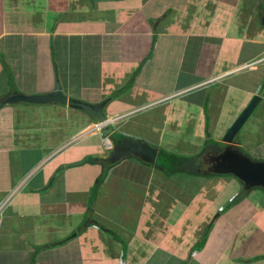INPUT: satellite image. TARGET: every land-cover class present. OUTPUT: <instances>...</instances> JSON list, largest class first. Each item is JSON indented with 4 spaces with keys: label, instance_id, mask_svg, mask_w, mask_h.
Returning <instances> with one entry per match:
<instances>
[{
    "label": "crops",
    "instance_id": "0c3cea01",
    "mask_svg": "<svg viewBox=\"0 0 264 264\" xmlns=\"http://www.w3.org/2000/svg\"><path fill=\"white\" fill-rule=\"evenodd\" d=\"M153 1L0 0V52L18 80L13 93L0 78V264H264L263 190L245 191L232 176L207 178L215 174L203 166V176L192 178L169 177L131 154L113 163L115 146L105 145L87 114L57 104H8L18 95L53 93L57 77L78 99L105 62L132 67L154 52L165 71H174L172 89L147 105L150 119L138 109L148 100H111L105 112L119 120L112 140L127 137L158 150L154 124L161 119L154 111L184 116L188 106L219 122L217 129L228 124L223 138L257 95L249 121L258 132L247 139H261L255 149L245 136L235 145L264 163V0H167L152 7ZM46 10L53 23L33 25L34 12L41 17ZM96 43L103 48L88 75L84 64L72 71L63 65L66 75L57 66L61 78H53L52 46L58 61ZM3 74L8 79L0 62ZM88 157L102 165L76 167ZM105 168L109 177L94 200ZM220 180L229 192L207 187Z\"/></svg>",
    "mask_w": 264,
    "mask_h": 264
},
{
    "label": "rangeland",
    "instance_id": "374dc122",
    "mask_svg": "<svg viewBox=\"0 0 264 264\" xmlns=\"http://www.w3.org/2000/svg\"><path fill=\"white\" fill-rule=\"evenodd\" d=\"M167 2H168L167 0H164L163 2L162 0H157V2L153 1V3L150 6L155 7L156 4H160V3L168 5ZM39 15L41 14L35 11L34 17L32 19V24L35 26H39V28L45 27L46 19L50 20L51 23H53L54 21V17H55L54 14L53 13L50 14V12H48L47 10L44 11L43 16L39 17ZM83 26H85V24H82L80 27H75V28L81 31V28ZM63 28L64 27H61L62 30ZM120 44L123 45L122 42H119L117 43V46H119ZM101 48H103V46L98 43L91 44V46L86 48L85 52L81 54V56H78L77 54H72V55L67 54V56L60 59V57L63 55L62 53L59 55L58 61L55 54V57H53L51 63L53 69H55L56 71L52 73L53 78L55 75L57 77V74H59V76L61 75L59 71L57 73V66H59L58 70L62 69L64 73L63 65L66 71L68 69H71L72 71L74 66H82V64H84L86 75H88L89 65L94 64L95 59L101 55ZM77 59L81 61L80 65L76 64ZM191 59L192 61L195 62V60H198V57H193ZM7 63L11 64L8 59H7ZM134 63L135 64L132 67H128L126 63H124V61L122 62L121 60L113 61V62H105L100 72V78L97 79L93 78L92 80H90L88 85L84 89L85 90L84 96L83 97L80 96L78 99L86 102V101H93L94 97H97L102 102L108 100L113 101L114 99L115 102L119 100H126L127 102L130 103L132 102L131 100H134L136 104H138L139 99L148 100L144 104L143 103L139 104L140 106L138 107V109L139 110L142 109L141 111L148 112L146 113V115H144V117L145 119H150L152 113H150L149 109L152 108V105L151 106H147V105H149V103H151L152 101L162 97L163 95L171 91L172 89L171 83L174 77V71L173 70L169 72L165 71L166 65L164 66L163 64L164 59L154 57V52L149 57L135 59ZM48 64H50V62H48ZM31 65L32 62L27 63V66H31ZM20 67L21 64H18V60H17L18 71H20ZM122 74L124 76L119 78L120 76H122ZM0 78L1 81H6L10 83L9 77H7L8 79H6L4 74L0 75ZM246 78H247L246 76H243V77H239L237 80L245 81ZM40 81L42 80H41V75L39 74L37 75V83ZM13 82L17 84L18 83L17 78L16 81ZM34 82L35 79L33 77V74L31 73V69L28 68L27 83L31 85ZM10 87H11L10 88L11 92L15 93L17 87H15L14 84L10 85ZM172 98H174V96L171 97L170 99ZM174 100L177 99L175 98ZM134 106L135 105L132 104V107ZM167 109L168 108H164L154 111V116L159 115L161 119L159 123L154 124L155 147L159 151L181 156L188 159H193L194 162L197 163L198 159L201 157V154L203 153L204 144L208 139V137H206V134L208 133L207 131L208 129L211 138H213L212 140L214 142L217 140V142L222 143L221 136L226 125L228 126V124L224 126V123H221V126L223 127V131L220 128L217 129L218 126L220 125L219 122L214 123L211 120L208 121L207 115L204 113V111L203 110L199 111L193 106H188V109L184 113V116H179L178 112H176L175 109L168 114L166 113ZM250 118L245 123L239 134L237 135V137L239 136L241 138L239 141L240 143L243 140L242 139L243 136H245L246 137L245 139H247L248 136L253 137L254 134L258 132L257 123L249 121ZM147 124L151 125L150 122H148ZM116 125L118 127V124ZM214 127L215 129H217L216 131H214ZM252 137L246 140V144L251 146L253 149H255V144L259 142L261 137H254L255 142H253ZM245 153L246 155L250 156L249 158L251 159V161L254 162L258 161V159L256 158L255 151L249 150L248 152L245 151ZM203 169L205 171H208L209 167L207 165L206 166L203 165ZM192 178H197V177L192 176ZM216 179L217 177L212 179L211 181ZM227 182L228 181L226 180H220L218 185L214 186L212 185L213 183H209L207 187L209 188V186H212V188H219L221 189L222 192L227 193L229 192V189L227 187ZM191 190H194V188L191 187Z\"/></svg>",
    "mask_w": 264,
    "mask_h": 264
},
{
    "label": "water",
    "instance_id": "95a60500",
    "mask_svg": "<svg viewBox=\"0 0 264 264\" xmlns=\"http://www.w3.org/2000/svg\"><path fill=\"white\" fill-rule=\"evenodd\" d=\"M56 85V90L51 94L30 97L18 95L10 98L8 104L15 105L17 103H27L36 106L57 104L87 114L96 122L97 131H102L105 145H112L113 148L115 146V150L113 151V163L125 156H118V159L115 160L117 157L116 151L120 149L119 147H124L128 144L136 157L148 164H157L159 151L152 148L150 145L125 141L120 146H117V144H115L116 142L112 140V136L116 132V124L119 123V120H111L105 112L112 102L111 100L97 105L90 104L66 95L59 77L56 78ZM260 98V96L255 95L244 108L240 116L235 120L222 140V144L226 146V150L215 158L213 161L215 165L212 170H209L210 173L215 175L232 176L242 184L245 191H264V163L251 161V159L235 145V138L251 117L256 106L260 102Z\"/></svg>",
    "mask_w": 264,
    "mask_h": 264
},
{
    "label": "trees",
    "instance_id": "16d2710c",
    "mask_svg": "<svg viewBox=\"0 0 264 264\" xmlns=\"http://www.w3.org/2000/svg\"><path fill=\"white\" fill-rule=\"evenodd\" d=\"M53 51V57H55V49L54 46H52ZM0 62L2 67L4 68L5 74L10 79V85L15 84L13 81H15V76L13 73V70L11 66L7 63V56L2 54L0 52ZM16 93V92H15ZM114 101V99H113ZM115 102V101H114ZM2 106H0L1 109ZM209 121V120H208ZM208 133L206 134V137H208L207 141L204 144L203 154H206L205 151L211 146L214 145L217 149H222L224 146L220 142H214L209 134V129L207 130ZM124 137L121 138L123 140ZM201 159V157L199 158ZM197 160V159H196ZM193 159L184 158L181 156L169 154L166 152H161L159 154V160L156 164V168L161 171L162 173L166 174L169 177H174L181 174H188L191 176H203L202 172L197 168V166L193 163ZM87 165H102V160L99 158L94 157H88L81 163L77 164L76 167H84ZM114 168V165L111 167V169ZM110 174V168L104 170L101 177L98 179L97 184L93 190V197L96 200L98 198V193L102 190L103 186L105 185L108 177ZM217 175H208L207 177H215ZM219 176V175H218ZM223 177V176H220ZM207 239V236L205 237V240Z\"/></svg>",
    "mask_w": 264,
    "mask_h": 264
},
{
    "label": "flooded vegetation",
    "instance_id": "af4514ba",
    "mask_svg": "<svg viewBox=\"0 0 264 264\" xmlns=\"http://www.w3.org/2000/svg\"><path fill=\"white\" fill-rule=\"evenodd\" d=\"M126 138H124L123 140L130 142L129 140H126ZM123 140L122 141L120 140L121 142H119V143H117V139L113 140V141L116 142L115 144H117V146H120L123 142H125ZM222 140H223V138H222ZM139 143H141V142H139ZM119 148L120 149H118L116 151L117 157L115 158V160L118 159V156H123V155H127V154H131L134 156V152H133L132 148L128 146V144H126L124 147H119ZM225 150H226V146H224V148H222V149L221 148L217 149L214 145H211L205 151L206 154H203L201 156V159H198L197 163H195V162H193V163L199 168V170L201 169L200 167H202L203 165L204 166L207 165L209 167V170H212L214 165H215L213 161L215 160V158L218 157V155L220 156L222 153H224ZM113 157H114V155H112L111 161L113 160Z\"/></svg>",
    "mask_w": 264,
    "mask_h": 264
},
{
    "label": "built area",
    "instance_id": "2783aa9c",
    "mask_svg": "<svg viewBox=\"0 0 264 264\" xmlns=\"http://www.w3.org/2000/svg\"><path fill=\"white\" fill-rule=\"evenodd\" d=\"M0 218H1V215H0Z\"/></svg>",
    "mask_w": 264,
    "mask_h": 264
},
{
    "label": "clouds",
    "instance_id": "9594fccd",
    "mask_svg": "<svg viewBox=\"0 0 264 264\" xmlns=\"http://www.w3.org/2000/svg\"><path fill=\"white\" fill-rule=\"evenodd\" d=\"M158 159H159V157H158Z\"/></svg>",
    "mask_w": 264,
    "mask_h": 264
}]
</instances>
